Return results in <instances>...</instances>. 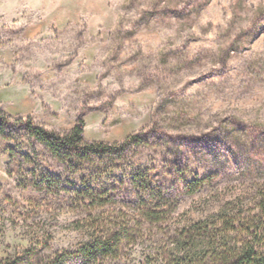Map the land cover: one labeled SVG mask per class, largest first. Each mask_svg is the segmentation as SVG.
Returning <instances> with one entry per match:
<instances>
[{
    "label": "rangeland",
    "instance_id": "rangeland-1",
    "mask_svg": "<svg viewBox=\"0 0 264 264\" xmlns=\"http://www.w3.org/2000/svg\"><path fill=\"white\" fill-rule=\"evenodd\" d=\"M0 111L61 134L83 119L88 143L142 136L83 162L0 132V264L142 222L158 194L162 221L118 257L67 263L147 264L178 227L264 193V0H0Z\"/></svg>",
    "mask_w": 264,
    "mask_h": 264
},
{
    "label": "trees",
    "instance_id": "trees-1",
    "mask_svg": "<svg viewBox=\"0 0 264 264\" xmlns=\"http://www.w3.org/2000/svg\"><path fill=\"white\" fill-rule=\"evenodd\" d=\"M0 132L6 127L23 130L30 138L45 147L60 161L77 159L91 162L98 156L120 155L142 138L133 136L121 144L88 143L84 140L85 122L80 119L65 134L38 125L31 118L12 119L0 111ZM139 180H134L138 183ZM206 183L196 179L185 184L188 194L198 192ZM158 195V194H157ZM141 200L140 222L135 219L122 222H96L88 243L75 251H65L46 264H67L72 260L98 261L100 258H116L123 248L135 244L145 222L158 223L166 214V203L158 196ZM156 196V197H155ZM147 264H264V193L252 207L229 204L204 221L178 227L170 242L150 255Z\"/></svg>",
    "mask_w": 264,
    "mask_h": 264
}]
</instances>
